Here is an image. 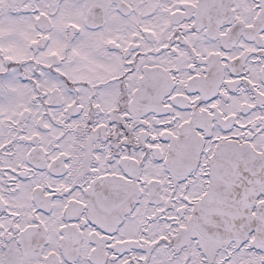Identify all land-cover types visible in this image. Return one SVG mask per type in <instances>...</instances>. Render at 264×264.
<instances>
[{"label": "flooded vegetation", "instance_id": "af4514ba", "mask_svg": "<svg viewBox=\"0 0 264 264\" xmlns=\"http://www.w3.org/2000/svg\"><path fill=\"white\" fill-rule=\"evenodd\" d=\"M0 264H264V0H0Z\"/></svg>", "mask_w": 264, "mask_h": 264}]
</instances>
